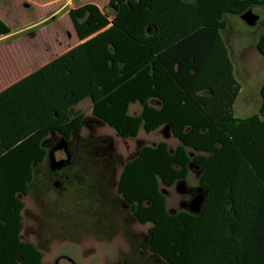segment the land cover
I'll return each instance as SVG.
<instances>
[{
	"label": "trees",
	"instance_id": "16d2710c",
	"mask_svg": "<svg viewBox=\"0 0 264 264\" xmlns=\"http://www.w3.org/2000/svg\"><path fill=\"white\" fill-rule=\"evenodd\" d=\"M264 0H125L110 5L114 22L135 40L132 56L112 54L101 62L92 118L122 138L159 129L178 140L142 146L124 165L118 192L142 223H150L151 249L169 264H264V84L259 112L238 117L241 91L223 32L227 14H242ZM168 23L160 43L158 18ZM12 33L0 18V37ZM113 46V47H111ZM264 56V34L257 43ZM125 69L109 79L110 60ZM119 69V67H118ZM108 76V77H107ZM96 88V89H95ZM86 90L84 92H86ZM28 114L26 129L0 146V264H44V253L22 236L23 196L36 165L48 157L55 134L80 138L89 125L82 110ZM139 104V113L131 106ZM192 152V153H191ZM199 175L207 190L202 210L168 209L162 186Z\"/></svg>",
	"mask_w": 264,
	"mask_h": 264
},
{
	"label": "rangeland",
	"instance_id": "374dc122",
	"mask_svg": "<svg viewBox=\"0 0 264 264\" xmlns=\"http://www.w3.org/2000/svg\"><path fill=\"white\" fill-rule=\"evenodd\" d=\"M124 1L74 0L72 5L62 8L58 15L49 17L46 20L48 22L32 27L27 26L39 20L44 13L41 8L26 7L27 1L22 2L21 8L10 5L5 13H0V17L14 31L12 36L0 41V146L26 129L28 114L40 110L43 115H49L53 110H63L68 104V93L79 94L88 88V83L94 84L96 81L98 84L101 62L113 53L110 44L116 46L113 48L116 50L114 55L122 58L132 56L135 40L114 22V9L110 6L120 7ZM254 11L264 14V5L254 6ZM164 16L162 14L157 20L158 26L162 27L160 43L172 37L171 34L165 37L168 23L163 20ZM225 18L227 26L223 37L229 45L236 77L241 83L234 113L238 117H247L259 112L262 102L264 56L258 51L257 43L264 34V22L249 26L238 14L231 13ZM110 66L113 71L109 79H115L126 67L123 62L116 63L113 56ZM91 84L81 97L72 98L74 102L68 105L62 120L68 118L69 110L77 109L82 110L87 118H92L93 97L90 92L94 87ZM140 109L139 104H133L131 113H139ZM80 138L82 141L75 153V165L79 167L80 173L74 181L87 184L82 190L83 195L78 190L59 194L52 186L46 187L43 178V172H47L49 165L46 159L36 165L29 194L23 196L25 209L22 236L34 242L44 253V264H53L60 255L71 257L77 264H114L118 259V248L128 250L123 226L117 230L108 227L104 229L105 232L99 231L98 226L93 230L86 227L79 239L70 237L66 231L57 232L55 226L64 225L65 220L77 214L84 213L87 217L97 213L95 205L99 202V196L108 199L106 208L111 210L113 218L119 220L120 214H129L112 205L107 195L108 192L115 193L114 188L124 165L134 158L141 145H154L166 140L175 148L179 143L174 137L166 136L162 129L152 133L141 130L136 137L121 138L113 128L97 122L85 126ZM59 139L62 137L55 134L49 141L52 143ZM49 141L48 150L51 147ZM65 157V154L58 153L56 158ZM198 179V173L191 170L185 180L189 187L195 188L199 186ZM103 185L109 188L107 194L97 192ZM162 189L167 196L168 209L175 212L184 209L182 200L192 198L189 193H179L176 185L162 186ZM79 209L82 210L78 212ZM131 230L141 232L146 230V226L134 225ZM72 238L78 240L72 241ZM61 264L69 263L64 260ZM148 264L162 263L149 260Z\"/></svg>",
	"mask_w": 264,
	"mask_h": 264
},
{
	"label": "flooded vegetation",
	"instance_id": "af4514ba",
	"mask_svg": "<svg viewBox=\"0 0 264 264\" xmlns=\"http://www.w3.org/2000/svg\"><path fill=\"white\" fill-rule=\"evenodd\" d=\"M259 6H262V5H259ZM250 9L253 11L254 14L258 16V19L254 23L247 22V20L243 18V15ZM239 16L249 26H257L259 23L264 22V14L255 12L254 6L250 7L249 9H247L244 13L240 14ZM89 122H96V121L94 119H90ZM63 139L65 138H62L61 140ZM61 140L59 139L58 141H54L52 143L51 141L48 140L49 143H51V147L48 150L47 161L49 165L47 167V172L46 171L43 172V175H44L43 178L46 181L44 185L46 187L49 185L52 186L55 189V191H57V193L59 194L63 192H67V191H70V193H74L73 191L76 192V190H78L80 191L81 193L80 195L82 196L83 195L82 190L87 184H85L84 182H80V181H76V182L74 181V179L78 177L77 175L80 173L79 167L75 165L76 163L75 153L76 151H78L79 145L82 140L81 138L77 137V138H74L73 141L72 140L68 141V144L65 147L58 148L60 146ZM142 146L144 145L140 146L139 151L142 148ZM52 151H55V154H54L55 158L57 157L58 153L65 154L66 157L61 158L64 160V162L60 167L53 168L51 166L50 154ZM61 159H58V160H61ZM36 169L37 168H35V174H36ZM119 179H120V176H119ZM119 179L114 188L115 193L108 192L107 194L106 191L109 190V188L106 187L105 185L97 189V192H100L102 194L106 193L109 196V199H110L109 201L112 205L117 206L118 208L121 209V211H126V212L128 211L129 214L127 215L120 214L119 220L116 218H113V214L112 212H110L111 210L109 211V209L106 208V200L108 199H105V196L103 198L99 196V202H97L95 205V207L98 208L97 213L89 214L87 217H85L84 213L77 214L75 217H71L72 219L65 220L64 225L62 226L55 224L56 225L55 227H57L56 228L57 232L66 231L69 233V236L71 235L70 237L79 239L80 233H82L86 227L93 230L95 226H98L99 231L105 232L104 230L105 228L109 227L111 229L117 230L120 226H123V231L126 233V239L128 241V250H126V248L119 247L118 252H117L118 259L116 260L114 264H148L149 260L153 261L154 263L160 262L162 264H169L160 254L154 252L151 249L152 237L149 233L150 226L147 227V225L150 223H142L139 220V218L135 216L133 212L132 204L122 194L118 192ZM178 183L179 182L176 183V187ZM196 188L197 187L192 188V191L189 193L190 196H193V192L195 191ZM80 201H83V198H80ZM182 202H184V200L181 201V204ZM80 210L82 209H79L78 212H80ZM106 210H108V212H106ZM52 223L54 224V222ZM134 225H139L140 227H144V228L146 226V230H142L141 232L132 231L131 226H134ZM71 240L77 241V240H74L73 238ZM119 258H120V261H119ZM64 260L67 261L69 264H77L76 261H74L71 257L67 255L58 256L54 260L53 264H61V262Z\"/></svg>",
	"mask_w": 264,
	"mask_h": 264
},
{
	"label": "water",
	"instance_id": "95a60500",
	"mask_svg": "<svg viewBox=\"0 0 264 264\" xmlns=\"http://www.w3.org/2000/svg\"><path fill=\"white\" fill-rule=\"evenodd\" d=\"M243 18L246 19L247 22L254 23L258 19V16L254 14L253 11L250 9L243 15ZM67 144L68 140L63 139L61 140L60 146L58 148H63ZM54 154L55 151H52L50 154V164L53 168L60 167L63 164L64 160L56 159ZM176 189L179 193L182 194L190 193L192 191V188L186 184V180L179 181ZM206 196L207 190L205 189V187L199 186L193 192V196L190 200L182 202V207L194 214H198L202 210V206L206 200Z\"/></svg>",
	"mask_w": 264,
	"mask_h": 264
},
{
	"label": "crops",
	"instance_id": "0c3cea01",
	"mask_svg": "<svg viewBox=\"0 0 264 264\" xmlns=\"http://www.w3.org/2000/svg\"><path fill=\"white\" fill-rule=\"evenodd\" d=\"M23 1H27V3L25 4L26 7L30 8V9L36 8V7L41 8L42 12L44 13L42 15V17L39 18V20H34L31 23H29V25L27 26V27H32V26H35L37 24L42 25V24L48 22L49 20L48 21H46V20L49 17L61 12V9L64 8L66 5L67 6L72 5L74 0H15V2H13V3H10L9 0H0V2H2V7L4 8V9L0 10V13L4 12L5 9L8 8L10 5L13 7L21 8ZM13 33H14V31L12 29V33L9 35L0 37V41L6 37L12 36Z\"/></svg>",
	"mask_w": 264,
	"mask_h": 264
}]
</instances>
